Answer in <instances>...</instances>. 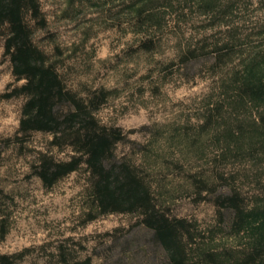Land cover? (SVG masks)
Masks as SVG:
<instances>
[{
	"label": "rangeland",
	"instance_id": "374dc122",
	"mask_svg": "<svg viewBox=\"0 0 264 264\" xmlns=\"http://www.w3.org/2000/svg\"><path fill=\"white\" fill-rule=\"evenodd\" d=\"M150 1L39 0L46 25L36 39L71 89L105 92L97 117L126 134L118 153L155 175L163 211L189 230L184 264H242L255 241L243 216L264 209V139L252 129L261 110L223 88L251 62L264 74V0H214L208 14L195 1L181 11L173 0L170 13L168 0H155L140 15L149 25L135 10ZM214 44L227 47L215 56L205 50ZM13 81L0 45V255L13 264H170L138 213L84 223L82 172L49 189L32 175L50 137L34 132L14 146L22 98L3 97ZM259 256L246 264H264V249Z\"/></svg>",
	"mask_w": 264,
	"mask_h": 264
},
{
	"label": "trees",
	"instance_id": "16d2710c",
	"mask_svg": "<svg viewBox=\"0 0 264 264\" xmlns=\"http://www.w3.org/2000/svg\"><path fill=\"white\" fill-rule=\"evenodd\" d=\"M154 1L143 2L135 10L138 18L149 25L153 20H144L140 15ZM171 1L166 3L170 13L182 11L190 1L207 7L203 10L207 14L214 6V0H176L179 1L176 9ZM45 25L39 0H0V45L14 79L3 97L22 98L14 146L20 148L24 138L34 132L48 135L46 148L36 151L30 164L32 175L44 188H52L67 175L82 172L85 179L82 210L88 215L84 223L109 213H138L153 239L166 252L170 264H184L186 250L182 239L187 236L191 239L188 228L183 221L172 219L163 211V200L157 194L160 182L154 179L155 175L143 172L139 165L118 153L126 134L120 127L102 123L97 117L100 105L107 99L105 92L96 89L80 94L68 86L56 62L36 39V31ZM225 47L227 44H214L205 50L218 56ZM199 49H188V53L193 55ZM226 88L240 105L248 103L261 110L252 129L256 135L262 133L264 139V74L260 66L256 62L244 65L242 73L235 74L223 89ZM234 133V128H229L225 135L236 139ZM60 153L64 157H58ZM5 219L0 214V239L5 235ZM243 221L255 240L251 252L242 260L246 264L248 259H260L264 249V209L245 214ZM0 264L13 262L7 255H0Z\"/></svg>",
	"mask_w": 264,
	"mask_h": 264
}]
</instances>
